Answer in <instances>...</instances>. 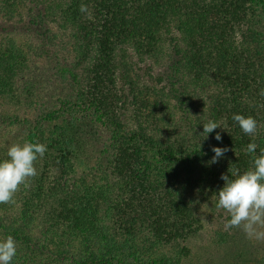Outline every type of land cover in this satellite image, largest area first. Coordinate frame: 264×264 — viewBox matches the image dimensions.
<instances>
[{
    "label": "trees",
    "instance_id": "obj_1",
    "mask_svg": "<svg viewBox=\"0 0 264 264\" xmlns=\"http://www.w3.org/2000/svg\"><path fill=\"white\" fill-rule=\"evenodd\" d=\"M0 5L19 11L36 40H0V98L33 99L26 141L47 148L16 193V217L2 219L12 205L0 204V240L17 244L12 264H181L201 208L217 209L222 174L243 173L264 149V0ZM42 59L59 97L30 92ZM234 114L254 117L256 135ZM95 119L112 129L107 147ZM208 120L221 128L204 138ZM213 147L229 151L210 163Z\"/></svg>",
    "mask_w": 264,
    "mask_h": 264
},
{
    "label": "rangeland",
    "instance_id": "obj_2",
    "mask_svg": "<svg viewBox=\"0 0 264 264\" xmlns=\"http://www.w3.org/2000/svg\"><path fill=\"white\" fill-rule=\"evenodd\" d=\"M20 19H23V16L19 11L15 13L8 12V10H4L0 5V40L14 39L17 44L22 40H33V42L36 43L34 35L30 32H24L26 31L23 25L25 21ZM120 60L124 62L129 61L125 55H122ZM39 62L40 64L37 68L38 78H34L35 80L31 78V81L34 80L35 85L33 89H30V92L34 91V96L38 91L41 98H45L49 95L59 97L64 87L60 85V83H56L49 78L48 72H50V64L44 59L41 61L38 60V63ZM162 64L163 62L159 63L158 67L160 68ZM141 67L143 68V66ZM121 73L125 75L124 77H128L126 70ZM138 73L142 78L144 72ZM24 85H27L26 82ZM119 87L125 89L126 84L124 83ZM25 95L27 96V94ZM25 95L20 98V102L15 98L8 102V99L0 98V156L7 155V149L10 145L15 143L22 144L26 141V133L30 128L28 122L36 119V111L30 107H26L28 106L30 97L26 99ZM38 113L41 114L42 110ZM93 117L94 116L91 118ZM88 121H90L97 130L99 137L97 141L98 147L100 148L102 144L108 143L112 129L107 123L96 119ZM126 124L130 127L133 126L132 123H130V118L127 119ZM105 147H107V144H105ZM11 205L10 214L6 213L5 210L3 214L1 213V216H3L2 219H12L13 216L16 217L15 214L18 210L17 206L19 205L16 204L15 206L14 203ZM207 205L208 206L201 208L202 227L198 235L188 240L184 245L182 244L185 249L187 248L188 254L182 258L181 264H264V240L258 241L249 239L245 233L238 228L225 230L224 225L229 219V215L224 210L215 209L214 207L215 213H210L208 209H212V204L211 202H207ZM173 251H175L174 248H164L161 253L174 255Z\"/></svg>",
    "mask_w": 264,
    "mask_h": 264
},
{
    "label": "clouds",
    "instance_id": "obj_3",
    "mask_svg": "<svg viewBox=\"0 0 264 264\" xmlns=\"http://www.w3.org/2000/svg\"><path fill=\"white\" fill-rule=\"evenodd\" d=\"M80 11L87 13V6L80 5ZM264 95V91L261 92ZM232 119L238 123L244 134L255 136L257 121L252 116L234 114ZM221 128L218 122L208 120L203 123L204 138L215 129ZM215 139H222L219 133ZM256 143L247 145L248 153H255ZM47 148L44 144L36 142L15 143L8 147L7 158L0 160V204L15 203V196L21 186L27 187L30 178L37 175L35 167L37 160L43 157ZM215 153L210 163L218 162L228 148L213 147ZM253 166L240 172L239 169L230 170L231 177L222 174L225 181L219 190L216 204L217 209H223L229 216L224 225L225 230L238 228L249 239L264 240V149L259 156H253ZM17 255V244L11 235L0 240V264H12Z\"/></svg>",
    "mask_w": 264,
    "mask_h": 264
}]
</instances>
